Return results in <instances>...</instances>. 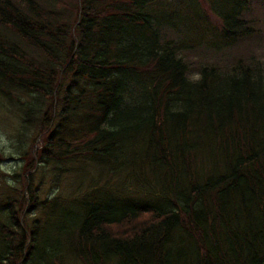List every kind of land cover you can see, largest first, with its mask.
Segmentation results:
<instances>
[{
	"label": "trees",
	"instance_id": "trees-1",
	"mask_svg": "<svg viewBox=\"0 0 264 264\" xmlns=\"http://www.w3.org/2000/svg\"><path fill=\"white\" fill-rule=\"evenodd\" d=\"M253 1L0 0V264H264ZM60 165L96 171L40 199Z\"/></svg>",
	"mask_w": 264,
	"mask_h": 264
},
{
	"label": "rangeland",
	"instance_id": "rangeland-1",
	"mask_svg": "<svg viewBox=\"0 0 264 264\" xmlns=\"http://www.w3.org/2000/svg\"><path fill=\"white\" fill-rule=\"evenodd\" d=\"M183 4V3H182ZM182 6V5H181ZM183 7L186 8L187 5L183 4ZM208 12V10H207ZM247 16L250 17L253 22L250 25V27L254 30L253 37L245 41L246 43L244 45H240V48H243L247 55L252 56L251 60L260 63L261 66L264 67V3L260 1H253L248 9ZM190 15H193L189 13ZM193 16H197L198 19L202 22L201 25L199 21L196 19L195 24V30H191L188 33H186L185 37H189L191 39H194L195 41H201L199 43V49L192 51L193 57L198 58L197 55L199 53H209L207 50L211 49L214 50L212 47H209V42L213 39V33H216L215 27L213 24H211V20L206 18L205 15L202 13L194 14ZM190 22H192L190 20ZM201 27H204L207 32L201 29ZM200 29L204 33L207 34L205 37L201 36ZM205 37V38H204ZM220 49H222L220 47ZM214 52V51H212ZM217 53H220L218 59H227V57H232L238 53V48L234 50H228V51H218ZM222 53V54H221ZM215 54V53H210ZM205 59V58H204ZM7 120H4L1 122L2 127L6 126ZM0 125V127H1ZM2 131V130H1ZM9 138L8 136L1 134L0 132V147H2L4 150L9 147ZM6 151V150H5ZM20 163L18 161H4L0 163V169L6 173H14L18 171L20 168ZM77 167V166H76ZM59 168L61 169V173H55L51 170L50 173L46 172V176L43 180H41V185L39 186V197L40 199H52L55 197H69L74 195H83L84 190L86 186L89 183V180L93 174L88 173V171H96L94 167H90L89 170L85 173L75 172L71 171V169H74L73 166L60 165ZM71 171V172H70ZM67 209H74L73 206L66 207ZM35 213H38L35 211ZM43 213L41 214L42 217Z\"/></svg>",
	"mask_w": 264,
	"mask_h": 264
}]
</instances>
